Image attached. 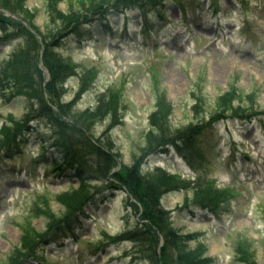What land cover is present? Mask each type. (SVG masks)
Masks as SVG:
<instances>
[{
    "label": "rangeland",
    "instance_id": "374dc122",
    "mask_svg": "<svg viewBox=\"0 0 264 264\" xmlns=\"http://www.w3.org/2000/svg\"><path fill=\"white\" fill-rule=\"evenodd\" d=\"M116 1L0 0V73L10 59L25 64L0 76V264L30 254L23 264H172L164 239L139 227L138 202L91 172L88 142L111 149L117 172L159 166L186 184L161 203L176 242L199 249L205 264H248L250 255L264 264V0ZM31 36L42 52L43 43L56 45L70 66L58 86L62 108L51 107L58 122L40 110L38 86L51 75ZM231 100L240 106L226 111ZM159 105L167 115L156 123L171 131L208 124L193 147L149 154L148 120ZM74 114L88 136L76 131ZM63 140L73 153L57 146ZM82 154L81 167L71 163ZM75 176L87 179L92 198L68 209L81 196Z\"/></svg>",
    "mask_w": 264,
    "mask_h": 264
},
{
    "label": "trees",
    "instance_id": "16d2710c",
    "mask_svg": "<svg viewBox=\"0 0 264 264\" xmlns=\"http://www.w3.org/2000/svg\"><path fill=\"white\" fill-rule=\"evenodd\" d=\"M76 16L79 17L80 14ZM76 21L77 20L73 19V22H76ZM70 23H68V21L65 22L66 25ZM31 40L34 41L35 44L37 45V48L40 49V45L38 41L35 40L34 37L32 36H31ZM43 45H44V51L42 54L43 55L42 59L44 60V63L51 75L50 84L46 85L45 91H46V94H48L51 101L49 102V104L45 101L43 97V91H42L43 86L40 83H39L40 85L38 86V92L36 96L40 100L39 101L40 110L43 112L44 116L51 122H58L60 117L58 116V114L52 111L49 105H52V106L56 105L58 106L59 109L62 108V106L59 105V103H57L58 102V99H57L58 91L60 90L59 88H61L58 86H62L63 82L65 81V78H68L70 76V74H68L70 72V66L65 61V59L61 58V56L54 55V47L56 45H53L50 42L43 43ZM36 57L38 58L37 54L35 56V59ZM22 62H23L22 60L17 59L15 63L12 59H10L8 64L3 68L1 72L2 80H5L8 78L7 76L11 68H14V71L16 73H19L20 71H22V68L25 67V64ZM35 66H36V63H35ZM31 77H32V83H33L35 76L31 75ZM15 84H19V83L15 81ZM18 89H19V86H18ZM19 92L16 91L15 94H18ZM219 101L217 102V105H216L218 109L215 111V114L217 115L222 111L221 110L222 108L219 107ZM224 105L229 106L228 108H226V111L227 110L234 111V109L240 106V103H237V105H233L232 100H231V103L226 101V104ZM157 116H159V114H157ZM77 118H79L78 114L72 115V118H71L72 124L74 125L77 132L83 133V132H80L81 128L83 127L78 126L79 121L77 120ZM154 124L156 126V130L154 131V133H151L148 136V141H147L148 147H152L154 144L155 146L162 145L173 137L168 127L163 125L161 121L158 123H154ZM7 126L6 127L8 129L10 125L7 124ZM195 128L196 127L194 126L193 128L190 127V129H187L184 131L178 130L176 132H177V135H180V138L182 139V141L184 143L187 142L188 144L191 142L193 138ZM9 129L10 130L13 129V126L10 127ZM17 129H18V124L15 126L13 131L15 132L17 131ZM1 132L2 131H0V133ZM63 141L64 143L66 142L65 140ZM88 144H89L90 150L93 152V155L95 156V159H96V169H94V171L96 172V174L98 175L100 174L99 176L102 179L107 180L108 175L110 176V173L112 169L115 167V162H116L114 156L109 153L111 149H108L103 144L95 145V143L93 144L90 142H88ZM72 145L73 144L66 142L65 145H62L61 143H59L57 146L63 148V150L68 148L69 149L68 152L73 153L72 147H71ZM84 158L85 157L83 154L73 156L71 158V163L76 164L79 167H81L83 165ZM100 160L107 162L105 163V166H104V163H101V166L99 165ZM112 176L121 185L124 186L125 190L140 205L142 209L141 221L143 222L141 227L147 228L153 234H155V236H158V234L162 236L166 244V249H164L162 253L164 255L166 253L169 256L172 264H192V262L195 259L194 257L197 258L195 259L197 260L196 264H205V260L202 256L203 254L199 251V249L190 251V250H187L183 242L182 243L176 242V233L174 232L173 228H171V224L169 222V213L165 209L162 208L161 203H160L162 195H165L168 192L175 191L177 189L185 188L184 182L180 181L174 176L167 175L166 173L159 171V170H154L153 172H147L146 174H142L141 171H139L137 167L136 169H129V170L124 168L123 170H119L118 172L114 173ZM80 192H81V196L78 199V201L75 202L74 205L72 206L67 205L68 209L83 205L91 196V194H89V192L85 190V188L83 187V184L80 188ZM195 195L198 196V194H195ZM198 202H203V201H198ZM204 202H207V201H204ZM141 231L144 232L143 229H141ZM173 244L175 245L173 246ZM22 247L26 249L29 247V244L25 242L23 243ZM23 250L24 249L20 248L16 251V253L17 252L18 253L15 254L16 256L12 260V263L16 262L20 258V256H23ZM174 254H175V258H174ZM152 260L155 264H159L156 258ZM162 263L167 264L164 260H162ZM251 264H255V262L252 261Z\"/></svg>",
    "mask_w": 264,
    "mask_h": 264
}]
</instances>
